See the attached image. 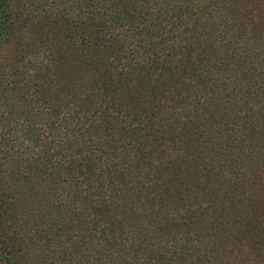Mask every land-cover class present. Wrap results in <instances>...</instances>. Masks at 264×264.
I'll return each mask as SVG.
<instances>
[{"label":"trees","instance_id":"obj_1","mask_svg":"<svg viewBox=\"0 0 264 264\" xmlns=\"http://www.w3.org/2000/svg\"><path fill=\"white\" fill-rule=\"evenodd\" d=\"M0 264H264V0H0Z\"/></svg>","mask_w":264,"mask_h":264}]
</instances>
